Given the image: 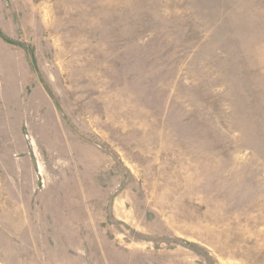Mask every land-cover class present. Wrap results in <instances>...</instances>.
I'll use <instances>...</instances> for the list:
<instances>
[{"label": "rangeland", "instance_id": "obj_1", "mask_svg": "<svg viewBox=\"0 0 264 264\" xmlns=\"http://www.w3.org/2000/svg\"><path fill=\"white\" fill-rule=\"evenodd\" d=\"M0 264H264V0H0Z\"/></svg>", "mask_w": 264, "mask_h": 264}]
</instances>
